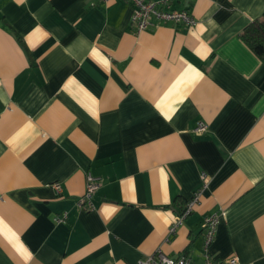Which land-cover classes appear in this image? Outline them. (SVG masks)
I'll list each match as a JSON object with an SVG mask.
<instances>
[{
    "label": "crops",
    "instance_id": "crops-1",
    "mask_svg": "<svg viewBox=\"0 0 264 264\" xmlns=\"http://www.w3.org/2000/svg\"><path fill=\"white\" fill-rule=\"evenodd\" d=\"M170 2L196 23L137 32L128 0H0V264H136L159 247L204 264L214 212L211 257L264 264V62L241 38L264 0Z\"/></svg>",
    "mask_w": 264,
    "mask_h": 264
},
{
    "label": "built area",
    "instance_id": "built-area-1",
    "mask_svg": "<svg viewBox=\"0 0 264 264\" xmlns=\"http://www.w3.org/2000/svg\"><path fill=\"white\" fill-rule=\"evenodd\" d=\"M133 5L131 14V24L137 32L146 30L157 24H182L185 27H190L196 23V19L188 9H174L171 6L170 0H128ZM208 130V125L204 121H200L194 131L197 134H203ZM203 180L206 179V174H202ZM56 194L63 191V186L60 182L52 184ZM101 185V179L91 173L87 174L86 188L84 194L79 198L78 205L85 210H93L96 208L94 196ZM207 185L205 181L203 187ZM202 188H198L193 193L192 197L186 203L183 210L177 215L175 221L169 227V233H175L177 227L192 213L195 204L199 201ZM220 215L218 212L206 215L202 222V228L205 234L204 240V264H234L236 260L229 259L225 261H215L209 252V246L214 241L219 224ZM67 218L65 213L63 216L56 217L58 222L64 221ZM192 258L186 255L178 257L168 256L160 247L153 253L140 258L136 264H191Z\"/></svg>",
    "mask_w": 264,
    "mask_h": 264
},
{
    "label": "trees",
    "instance_id": "trees-1",
    "mask_svg": "<svg viewBox=\"0 0 264 264\" xmlns=\"http://www.w3.org/2000/svg\"><path fill=\"white\" fill-rule=\"evenodd\" d=\"M241 38L264 62V13L245 27Z\"/></svg>",
    "mask_w": 264,
    "mask_h": 264
}]
</instances>
